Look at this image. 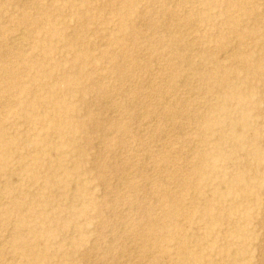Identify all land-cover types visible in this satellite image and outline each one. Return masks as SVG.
<instances>
[{
  "label": "rangeland",
  "instance_id": "obj_1",
  "mask_svg": "<svg viewBox=\"0 0 264 264\" xmlns=\"http://www.w3.org/2000/svg\"><path fill=\"white\" fill-rule=\"evenodd\" d=\"M243 1L0 0V264H264V0Z\"/></svg>",
  "mask_w": 264,
  "mask_h": 264
},
{
  "label": "bare ground",
  "instance_id": "obj_2",
  "mask_svg": "<svg viewBox=\"0 0 264 264\" xmlns=\"http://www.w3.org/2000/svg\"><path fill=\"white\" fill-rule=\"evenodd\" d=\"M244 3H248L247 2V0H244L243 1ZM85 26V25H84ZM129 28V27H128ZM28 33V32H27ZM25 33H20V34H18L17 36H16V38H15V41L16 42H22V41H24L25 40ZM13 40H14V38H13ZM156 43H157V41H156ZM171 43H173V42H171ZM190 55V54H189ZM27 66V65H26ZM3 71H4V73H5V75L7 76V77H9L10 79V81L7 83V85H6V88L7 89H12V87L13 86H11L12 84H14L15 82H12V80H17V72H15V71H13L11 68H3L2 69ZM118 70H121V69H118ZM12 79V80H11ZM29 88H24V89H22V91H25L26 93L27 92H29V90H28ZM253 95H249V96H246V97H244L243 99H242V97H234L233 98V101H244V99H247V100H249L250 101V99H251V97H252ZM33 98V100L27 105V109H26V114H25V118L26 119H28L30 122H32L33 120H34V115H35V112L37 111V106H36V101H35V98L34 97H32ZM236 98H238V99H236ZM232 101V102H233ZM43 106L42 107H44L45 105L44 104H42ZM227 107V106H226ZM226 107H225V103H224V105H223V107H221V108H219V116H220V119H221V122H223V121H226V119H227V117L228 116H230V117H232V118H234L235 119V121H237V122H239V123H241L242 125H243V131H242V137H243V139L244 138H246L248 135H250V132H251V130H253V129H255L256 130V128H257V124H256V122L253 120V119H251L247 114H245V113H242V112H239V113H237V112H235V113H230L229 111H227V109H226ZM62 108V107H61ZM58 113H60V111H57ZM58 113H54V114H51V115H47V116H45V118H48V117H50L51 119H54V120H57L56 122H59V123H61V122H63V124L64 125H66V126H68L70 123H68V118H65L64 117V119H61L60 118V120H58L59 119V115H57ZM143 117V116H142ZM225 123V122H224ZM113 134V133H112ZM111 134V135H112ZM1 138V137H0ZM40 142H45V144L47 145V146H49L48 147V149H49V151H51L52 153L54 152V151H56V148L55 147H51V143L48 141V139L47 138H41V137H39L38 138V140H37V142H36V144H39ZM243 144V143H242ZM242 144L241 145H239V143H238V141L237 142H235V145H234V147L237 149V150H242ZM4 145H6V143L2 140V139H0V146H4ZM193 149H194V147H193ZM193 149H191V150H193ZM217 149V151L218 152H220L221 151V148L219 147V145H218V147L216 148ZM258 150L257 149H254V150H252L251 152H249V154H253V155H255V154H258V152H257ZM7 155H11L9 152H8V154ZM22 159V158H21ZM148 159V158H147ZM35 161V164L34 165H37L38 164V162H36V161H38V159H34ZM53 161V162H52ZM51 162L53 163V164H55V166H57V167H62L63 165V163H64V160H63V158H62V156L61 155H59V156H56V157H54L53 158V160H51ZM210 169L211 170H216V166L215 165H210ZM68 172V171H67ZM222 181L226 184V186L228 187V188H230L231 189V187H235V186H237V184H242L243 182H244V184H246L247 183V181H246V179L244 178V180L243 179H240L239 178V176L238 175H232V176H227V174H225L224 176H223V178H222ZM251 181V180H250ZM223 192H221V194H219V195H217L218 197L217 198H215V196L213 197L214 199H220V200H222V199H224L225 200V195L224 194H222ZM176 213V211L174 212V210L173 209H170V210H168V215H174ZM233 214H235V212L233 213ZM15 224V223H14ZM155 222L153 221V220H151V221H149V224H148V229H147V233L150 235V236H153L154 234V227H155ZM16 225V224H15ZM125 226V225H124ZM166 236L165 235H158V236H156V239H155V241H156V244H157V248L155 249L157 252L159 251V252H162V248L160 247V244L162 243V242H164V238H165ZM221 236H219V237H217V238H220ZM223 240L228 244V245H232V244H234V240H230V236H224L223 237ZM237 241L239 242V240L237 239ZM4 243V242H3ZM152 247V246H151ZM97 248V247H96ZM163 253H167V251L166 250H164L163 251ZM184 254V253H183ZM184 255H186V256H188L189 254H184ZM263 256V255H262ZM238 262V260H236V261H234V262H232V263H229V264H238L237 263ZM264 263V262H263Z\"/></svg>",
  "mask_w": 264,
  "mask_h": 264
}]
</instances>
